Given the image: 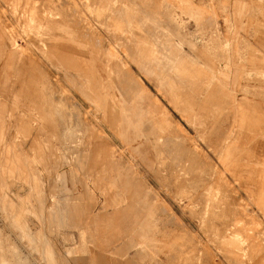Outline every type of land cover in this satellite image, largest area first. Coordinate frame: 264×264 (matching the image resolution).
<instances>
[{"label":"rangeland","instance_id":"rangeland-1","mask_svg":"<svg viewBox=\"0 0 264 264\" xmlns=\"http://www.w3.org/2000/svg\"><path fill=\"white\" fill-rule=\"evenodd\" d=\"M95 256L264 264V0H0V264Z\"/></svg>","mask_w":264,"mask_h":264},{"label":"bare ground","instance_id":"bare-ground-1","mask_svg":"<svg viewBox=\"0 0 264 264\" xmlns=\"http://www.w3.org/2000/svg\"><path fill=\"white\" fill-rule=\"evenodd\" d=\"M41 49V48H40ZM61 57V56H60ZM23 58V57H22ZM19 60H21V59H19ZM31 60V59H30ZM33 61V60H32ZM39 61V60H38ZM30 64V63H29ZM36 68H38V67H36ZM41 68V67H40ZM70 68V67H69ZM38 70V69H37ZM41 70H42V68H41ZM33 72H35V70L33 71ZM44 72V71H43ZM109 72V71H108ZM30 73V72H29ZM31 74V73H30ZM38 74V73H37ZM69 75V74H68ZM67 78V77H66ZM71 79V78H70ZM10 95V94H9ZM12 103V102H11ZM100 115V114H99ZM104 117H106V116H104ZM42 124V123H41ZM47 130V129H46ZM53 153V152H52ZM74 170V169H73ZM217 195V194H216ZM227 207V206H226ZM97 212V211H96ZM98 213V212H97ZM120 214H123V212H115V213H113V215L112 216H110V217H108V218H106L105 220H106V224L109 226V224H110V221L111 220H113V218L114 219H120V217H122V216H120ZM99 217L102 215V214H100V212H99ZM117 215V216H116ZM104 216V215H103ZM103 218V217H102ZM102 225V224H101ZM100 226V225H99ZM87 228V227H86ZM101 229V228H100ZM109 230V229H108ZM113 231V230H112ZM108 231H105V233H107ZM104 234V233H103ZM83 235V234H82ZM85 235V234H84ZM83 235V236H84ZM105 236V235H104ZM125 236V235H124ZM85 237V236H84ZM102 237H103V235H102ZM170 238V237H169ZM84 240V239H83ZM122 240V239H121ZM101 244V243H100ZM84 248H86L87 247V245H86V241L85 242H83V245H82ZM83 247H81V248H83ZM102 248V246L101 245H98V248ZM122 247V246H121ZM99 248V249H100ZM102 250H103V248H102ZM101 252V251H100ZM100 252H98V253H100ZM112 254V253H111ZM104 255V254H103ZM109 255V254H108ZM113 255V254H112ZM119 255V254H118ZM122 257V256H121ZM106 258V257H105ZM110 258H112V257H110ZM119 260V259H118ZM90 263H92V264H125L126 262H123V263H120V262H117V261H111V260H108V259H106V260H104V259H102V258H100V257H97V256H95V258H93L91 261H89ZM127 264V263H126ZM171 264V263H170Z\"/></svg>","mask_w":264,"mask_h":264},{"label":"crops","instance_id":"crops-1","mask_svg":"<svg viewBox=\"0 0 264 264\" xmlns=\"http://www.w3.org/2000/svg\"><path fill=\"white\" fill-rule=\"evenodd\" d=\"M82 213H83V209H82ZM79 221L82 223V217L79 219ZM86 232L87 231H84V233H86ZM82 237H83V235H82V232H81V235H80L81 240H82ZM83 239L86 240V237H84ZM82 243H83V241H82Z\"/></svg>","mask_w":264,"mask_h":264}]
</instances>
